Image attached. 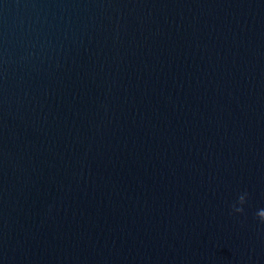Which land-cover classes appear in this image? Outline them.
I'll use <instances>...</instances> for the list:
<instances>
[{
	"label": "water",
	"instance_id": "95a60500",
	"mask_svg": "<svg viewBox=\"0 0 264 264\" xmlns=\"http://www.w3.org/2000/svg\"><path fill=\"white\" fill-rule=\"evenodd\" d=\"M261 209L264 0H0V264H264Z\"/></svg>",
	"mask_w": 264,
	"mask_h": 264
},
{
	"label": "clouds",
	"instance_id": "9594fccd",
	"mask_svg": "<svg viewBox=\"0 0 264 264\" xmlns=\"http://www.w3.org/2000/svg\"><path fill=\"white\" fill-rule=\"evenodd\" d=\"M247 196H248L247 192H244L241 195H239L238 201L232 205V211L234 213H239V214H243L244 213L243 205L247 201ZM256 215H257L258 219L260 220V222L264 223V209L259 210L256 213Z\"/></svg>",
	"mask_w": 264,
	"mask_h": 264
}]
</instances>
